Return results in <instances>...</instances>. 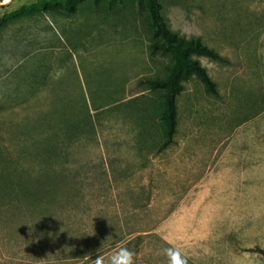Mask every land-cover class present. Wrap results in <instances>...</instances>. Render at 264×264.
I'll use <instances>...</instances> for the list:
<instances>
[{
	"label": "rangeland",
	"instance_id": "rangeland-1",
	"mask_svg": "<svg viewBox=\"0 0 264 264\" xmlns=\"http://www.w3.org/2000/svg\"><path fill=\"white\" fill-rule=\"evenodd\" d=\"M42 1L0 0V166L44 158L66 176L44 209L14 201L22 217L0 190V264H94L122 247L134 264H171L168 249L175 264H264V201H241L237 216L192 191L229 147L264 184V0H159L171 31L223 59L192 55L216 94L183 83L164 148L161 92L144 80L170 58L151 53L137 0L13 14Z\"/></svg>",
	"mask_w": 264,
	"mask_h": 264
},
{
	"label": "trees",
	"instance_id": "trees-1",
	"mask_svg": "<svg viewBox=\"0 0 264 264\" xmlns=\"http://www.w3.org/2000/svg\"><path fill=\"white\" fill-rule=\"evenodd\" d=\"M83 1H87L94 7L103 5L108 9L127 2V0H43L32 8L23 7L13 14L19 16L31 11H49L51 9L73 14ZM137 2L146 15L151 31V53L160 52L167 54L170 58V64L167 66L166 73L162 78L144 80L150 89L161 92L162 110L160 120L164 126V140L160 148H164L172 142V136L176 131V97L183 90V83L194 75L203 83L208 92L216 94L215 83L207 74L206 69L198 60L192 58V55L205 56L212 60L223 59L214 49L205 45L200 38H184L171 31L161 15L159 0H137ZM43 160L44 158L36 168L32 169L23 167L20 164L8 167L0 166V190L3 195L10 197L9 203L3 205L5 211H11L14 215L22 217L23 210L18 205H14V201L17 203L28 202L30 211L35 212L45 208L47 196L55 198L61 185L58 182L65 178L66 170L52 162L44 163ZM33 173L36 177H43L46 182L44 184L32 182L31 179L35 178ZM10 206L13 208H10Z\"/></svg>",
	"mask_w": 264,
	"mask_h": 264
},
{
	"label": "crops",
	"instance_id": "crops-1",
	"mask_svg": "<svg viewBox=\"0 0 264 264\" xmlns=\"http://www.w3.org/2000/svg\"><path fill=\"white\" fill-rule=\"evenodd\" d=\"M261 53L264 65V41L261 45ZM262 72L264 75V69ZM261 94L263 95L261 97H264V80L261 85ZM258 97L257 94L256 98ZM261 121L264 122V117ZM254 151L252 149L250 152ZM222 153L220 161L216 162V165L209 171L210 176L195 185L192 190L193 195L198 202L235 203L234 209L238 211L235 214L241 216V201H264V184L259 185L254 171H249L250 169H247L245 165H243L241 174V147H229ZM194 214L191 212L190 215L194 216Z\"/></svg>",
	"mask_w": 264,
	"mask_h": 264
},
{
	"label": "clouds",
	"instance_id": "clouds-1",
	"mask_svg": "<svg viewBox=\"0 0 264 264\" xmlns=\"http://www.w3.org/2000/svg\"><path fill=\"white\" fill-rule=\"evenodd\" d=\"M170 256L171 264H175V256L172 249L166 250ZM135 253L127 247H122L114 252L106 261L103 257L98 256L94 264H134Z\"/></svg>",
	"mask_w": 264,
	"mask_h": 264
}]
</instances>
